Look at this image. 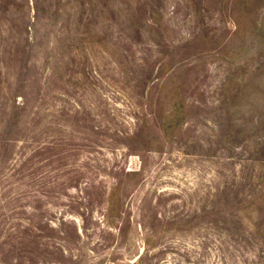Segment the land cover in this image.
Returning <instances> with one entry per match:
<instances>
[{"label": "rangeland", "instance_id": "rangeland-1", "mask_svg": "<svg viewBox=\"0 0 264 264\" xmlns=\"http://www.w3.org/2000/svg\"><path fill=\"white\" fill-rule=\"evenodd\" d=\"M224 189L264 192V0H0V264H264Z\"/></svg>", "mask_w": 264, "mask_h": 264}, {"label": "trees", "instance_id": "trees-1", "mask_svg": "<svg viewBox=\"0 0 264 264\" xmlns=\"http://www.w3.org/2000/svg\"><path fill=\"white\" fill-rule=\"evenodd\" d=\"M152 12H153V14L157 13L156 10H153ZM95 36H94V39H96ZM78 39L82 40L83 42H87L88 44L92 43V39L90 38V36H87L84 33H82V35L79 36ZM102 40H104V38L101 39V37H100V39H97V41L96 40H94V41H96V42L100 41V43H101ZM26 43L29 45H32V46L34 45L31 42H29L28 40H26ZM30 51L31 50L28 51L27 56L30 53ZM21 55L22 54L18 55L15 58V64L16 65L19 64L20 68H22L21 63H20ZM25 60H27V58ZM55 63H57V66L55 67L56 69H54L50 72H53V71H56V73L60 72L59 62L55 61ZM24 68L25 69L27 68V62L24 63ZM20 74H21V72L19 73V77H20ZM172 77L173 76H171V79H172ZM180 89H181L180 85H178L177 83H175V84L173 83L170 85L169 95L166 96V100L167 101L170 100L171 109L165 115V117L163 119V123H162L163 127L162 128L164 129V134H166V135L170 134V137L174 135L173 133L175 132L178 123L182 120V116H183V113L185 111L184 110L185 107L182 108V101L180 99ZM139 131L140 130H138V132ZM138 135H141V134H138ZM136 137H138V136H136ZM132 175L137 176V175H139V172L136 171ZM218 193H220V194H218L219 196L216 195L217 204L215 203V205H213L209 211L205 210L202 214V216H206V218H210L213 221V223L216 226V229L219 230L221 228V226H219L217 223H215L214 220H216V221L220 220L221 215L225 214V213H228L227 218L225 217V219H228V220L234 222L236 225H241L240 219L241 218L246 219L243 217V214L244 213L246 214V211H241V208H240V206H242V205H247L250 207V210L247 211L248 212L247 214L249 216V220H252L251 218L257 219L256 218L257 215L259 216V218L264 216V192L260 191L259 193L256 192L255 194L250 193V195L248 194L243 198L239 197V195H238L239 191L236 192L232 189H227V190L224 189L221 192L218 191ZM234 193L236 194V197H234V199H238V201H235V202L228 198L229 196H231ZM221 201H223V202H221ZM227 203L229 205H227V207H224L223 205H226ZM234 219H237V221ZM255 224L252 223V225H251V232L249 233L250 235L252 233H254L256 227H259V225H260L257 222H255ZM167 226H169V227H167ZM144 228L146 229V231H145L146 240L149 243L152 242V244H154L152 246H155L159 242V238H160L161 234H164L168 230L169 231L172 230V223H169L168 225H166V224L161 225L158 230H156V229L150 230V229H147V227H145V226H144ZM146 247H147V245H146ZM148 248L149 247H147L145 250L146 251L150 250ZM138 261H140V262L143 261V256H141Z\"/></svg>", "mask_w": 264, "mask_h": 264}]
</instances>
